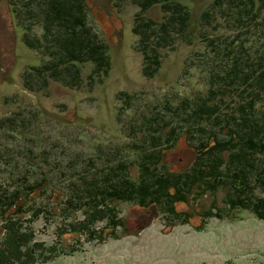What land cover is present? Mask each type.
I'll list each match as a JSON object with an SVG mask.
<instances>
[{"label": "rangeland", "instance_id": "374dc122", "mask_svg": "<svg viewBox=\"0 0 264 264\" xmlns=\"http://www.w3.org/2000/svg\"><path fill=\"white\" fill-rule=\"evenodd\" d=\"M26 1L0 0V121L11 119L5 121L6 127L0 122V189L19 187V181L13 179L21 174L30 182L47 179L40 185L42 190L37 188L27 200L34 207H54L52 222L41 215L33 224L37 239L52 243L57 226L66 222L69 214L63 211L69 174L82 166L95 169L134 158L130 150L147 148L153 130L164 126L166 133L171 128L170 122L160 126L154 122L158 112L169 114L174 106L185 111L186 103L208 95L212 84L209 68L219 70L226 54L220 49L224 47L220 38L213 37L214 42L219 41L215 47L203 37L205 28L200 29V21L194 32L188 31L184 37L177 25L179 36L168 43L166 33V39L158 40L161 62L158 68L152 63V69L139 49L140 34L134 30L141 11L138 0H85L87 25L109 45L111 69L101 73L89 59L77 63L80 80L69 75L59 78L49 70L44 73L46 80H41L33 67L51 64L55 52L47 51L37 40L33 44V38L43 39L44 19L34 17L36 12H24ZM177 1L192 7L193 20L200 19L215 2ZM225 2L229 0L220 3ZM213 7L209 13L221 17ZM163 8L157 3L147 16L161 23L167 16ZM211 19L201 21L209 23ZM235 20L232 17L231 22ZM234 29L229 23L227 31L233 33ZM26 35L31 43L26 42ZM225 99L230 100L229 96ZM222 107L228 109L227 104ZM177 136L173 145L162 142V161L169 171L182 173L191 170L198 150L187 133L180 131ZM129 170L132 178L139 179L138 166L131 165ZM190 196L188 202L176 203V210L191 213L188 223L167 218L155 204L113 199L110 204L124 220L115 234L105 228L103 241H86L83 235L67 233L65 244L81 239L83 248L47 264H264V219L250 210L231 209L223 185L214 193L197 189ZM206 210L214 215L217 211L222 218L205 219ZM71 214L70 220L83 217L81 210ZM97 226L103 227L105 222Z\"/></svg>", "mask_w": 264, "mask_h": 264}, {"label": "trees", "instance_id": "16d2710c", "mask_svg": "<svg viewBox=\"0 0 264 264\" xmlns=\"http://www.w3.org/2000/svg\"><path fill=\"white\" fill-rule=\"evenodd\" d=\"M221 1L215 0L212 11L218 10L221 17L224 12L225 19L214 13L211 15V7L198 20H193L192 7L177 0L136 1L141 11L136 16L134 30L140 34L139 49L152 69H155L152 63L158 68L161 62L158 40L166 39V33L168 43L179 36L175 30L177 25L183 37L188 31L194 32L200 24V29L208 30H204L203 37L212 45L219 43L214 42L213 37L220 38L225 60L219 70L209 68L212 84L208 95L192 104L186 100L185 111L179 112V107L174 106L170 107L169 114L158 112L154 122L158 126L170 122L171 128L166 133H163L164 126L153 130L146 141L147 148L141 146L140 151L130 150L136 155L134 158L102 164L95 169L82 166L69 174L70 177L64 173L69 181L63 211L69 214L65 217L66 222L57 226L52 243L37 239L33 224L41 215L52 222L51 214H56L54 207H34L27 200L28 195L47 179L30 182L21 174L22 177L13 179L19 181V187L0 189V264H47L60 255H72L83 248V243L78 239L65 244L64 237L70 232L83 235L86 241H103L105 228L111 230V235L124 225L117 208L110 204L113 199L134 201L144 206L155 204L167 218L188 223L191 213L176 210V203L188 202L197 189L214 193L223 185L227 188L231 209L250 210L264 219V0H229L225 4ZM157 3L164 7L167 15L161 23L147 16V11ZM24 5V12H36L34 17L44 19L41 26L43 39L35 37L33 44L37 40L38 45L55 52L51 64H44L42 69L33 67L41 80L45 79L44 73L48 70L59 78L69 75L71 79L80 80L77 63L89 59L95 63L97 71L109 72L112 67L110 47L95 28L88 27L85 0H28ZM20 14L23 13L20 11ZM212 17L209 23L201 21ZM228 17L230 20L226 22ZM232 17L233 21L237 19L234 24ZM229 23L230 28L239 27V30L229 33ZM28 37L26 35V42L31 43ZM217 94L221 96L213 100ZM225 96L230 100L226 101ZM125 97L128 100L130 95ZM222 104H227L228 109L224 110ZM10 120L6 118L0 122L6 127L5 121ZM180 131L189 135L192 144L196 143L198 157L191 170L175 173L162 161L161 145L163 141L173 145ZM131 165L138 166L139 179L131 177ZM50 185L47 182L46 187ZM79 210L82 219L70 220L71 213ZM28 212L31 215L25 217ZM203 215L205 219L222 218L221 213L216 211L214 215L211 210H206ZM102 222L105 226L98 228L97 224Z\"/></svg>", "mask_w": 264, "mask_h": 264}]
</instances>
